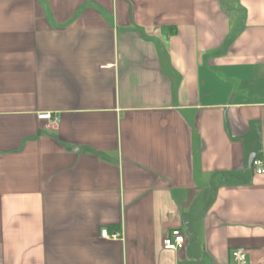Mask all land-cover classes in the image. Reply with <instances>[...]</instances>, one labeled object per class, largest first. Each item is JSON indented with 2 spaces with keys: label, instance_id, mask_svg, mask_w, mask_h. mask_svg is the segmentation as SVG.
Segmentation results:
<instances>
[{
  "label": "crops",
  "instance_id": "crops-1",
  "mask_svg": "<svg viewBox=\"0 0 264 264\" xmlns=\"http://www.w3.org/2000/svg\"><path fill=\"white\" fill-rule=\"evenodd\" d=\"M252 154L264 0H0V264H264Z\"/></svg>",
  "mask_w": 264,
  "mask_h": 264
},
{
  "label": "built area",
  "instance_id": "built-area-1",
  "mask_svg": "<svg viewBox=\"0 0 264 264\" xmlns=\"http://www.w3.org/2000/svg\"><path fill=\"white\" fill-rule=\"evenodd\" d=\"M39 118L48 121L50 128H55L57 126V119L49 113L40 114ZM252 171L256 175L264 174V165L261 160L254 158L250 164ZM101 236L103 238L117 239L119 234L108 235L106 230L101 231ZM186 244L183 234L179 230H173L169 235L163 240V248L168 251H175L183 249ZM244 250L239 249L232 253V258L236 264H245Z\"/></svg>",
  "mask_w": 264,
  "mask_h": 264
},
{
  "label": "water",
  "instance_id": "water-1",
  "mask_svg": "<svg viewBox=\"0 0 264 264\" xmlns=\"http://www.w3.org/2000/svg\"><path fill=\"white\" fill-rule=\"evenodd\" d=\"M254 158V155L252 154L250 159H249V163H251L252 159Z\"/></svg>",
  "mask_w": 264,
  "mask_h": 264
}]
</instances>
